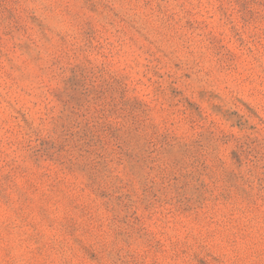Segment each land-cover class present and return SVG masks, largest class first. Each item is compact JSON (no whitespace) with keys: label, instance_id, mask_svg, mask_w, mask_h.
Instances as JSON below:
<instances>
[{"label":"rangeland","instance_id":"374dc122","mask_svg":"<svg viewBox=\"0 0 264 264\" xmlns=\"http://www.w3.org/2000/svg\"><path fill=\"white\" fill-rule=\"evenodd\" d=\"M0 264H264V0H0Z\"/></svg>","mask_w":264,"mask_h":264}]
</instances>
